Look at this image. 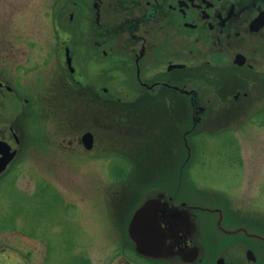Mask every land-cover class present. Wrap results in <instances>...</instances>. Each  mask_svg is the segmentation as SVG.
Wrapping results in <instances>:
<instances>
[{
  "label": "flooded vegetation",
  "instance_id": "1",
  "mask_svg": "<svg viewBox=\"0 0 264 264\" xmlns=\"http://www.w3.org/2000/svg\"><path fill=\"white\" fill-rule=\"evenodd\" d=\"M48 13L55 52H63L64 57L62 65L56 57L51 81L67 89V95L129 104L134 114L175 115L178 126L171 131L179 137L181 162L188 161V139L197 133L203 116L211 109L216 113H248L251 102L259 100L257 103L262 104L255 106L254 112H264V0H53ZM0 16L6 19L7 12ZM15 50L11 42H0V167L5 163L0 187L10 175L19 187L23 175L17 169L29 151L36 152L43 168L48 151L53 157L61 149L70 153L73 142V138H57L60 123H54L57 130L53 138L45 135V124L42 131L34 129V107L42 119L48 110L45 104L52 106L55 94H50L52 88L46 85L34 93L24 79L36 65L30 69L20 63L13 65ZM77 52L75 58H83L85 63L84 90H77L76 68L71 71L67 64V53L72 64ZM91 76L100 82L87 84ZM111 83H115V90ZM18 84L29 89L22 91ZM94 140L93 136L90 149L83 146L81 137L77 141L86 152H92ZM123 149L122 145L117 147V151ZM102 152L98 150L95 155L106 156L105 150ZM174 158L177 161V155ZM37 174L36 182L27 174L26 185L19 188L27 191L29 178L41 193L45 183L46 188L51 185L61 190L66 189V181V187H71L69 172L39 170ZM263 180L264 175L255 177L250 181L255 183L252 187H244L245 194L252 188V195L260 194ZM199 191L197 202L189 203L187 194L182 196L177 188L158 190L157 194L163 195L159 220L169 228L170 248L162 258L134 252L156 264H218L220 258L221 264H264V215L257 212L261 210L242 207L244 204L221 192H212L210 204L203 199L207 195ZM250 216L255 220H248ZM210 226L217 231L212 229L214 235L209 234ZM29 235L20 232L24 243H30L21 255L29 264H43V236L32 239ZM214 238L215 245L211 241ZM36 243L40 244L39 252L31 246ZM196 246L197 256L188 261L191 248ZM118 264L135 263L126 259Z\"/></svg>",
  "mask_w": 264,
  "mask_h": 264
},
{
  "label": "rangeland",
  "instance_id": "2",
  "mask_svg": "<svg viewBox=\"0 0 264 264\" xmlns=\"http://www.w3.org/2000/svg\"><path fill=\"white\" fill-rule=\"evenodd\" d=\"M52 3L53 0H0V14L7 12L6 19L0 16V42L6 40L16 48L11 57L13 65L20 63L29 69L36 65L24 79L34 93L46 85L52 88L50 94H55L53 105L45 104L48 110L42 119L34 107V129L42 131L45 124V135L53 138L57 130L54 123H60L57 138H73L70 153L61 149L54 153L55 159L48 151L43 168L36 152L29 151L27 160L17 169L23 175L19 187L26 185L27 174L36 182L39 170L69 172L71 187H66V181V189L61 190L51 185L46 188L45 183L41 193L29 178L27 191H23L16 186L13 175L5 179L0 187V264H29L21 252L30 243H24L20 232L32 235V239L43 236V264H118L126 259L135 264H156L131 249L126 228L135 207L163 188H177L182 196L187 194L191 203L197 202L200 189L208 197L202 198L210 204L212 192H221L233 202L244 204L242 207L258 208L261 211L257 212L264 215V180L260 194L252 195L253 188L249 194L244 190L245 186H253L250 181L255 177L264 175V112H254V107L259 108L262 102L251 100V113L218 111L220 108L217 113L208 111L197 133L188 139L193 144L188 161L181 162L179 137L171 131L178 126L175 115L134 114L129 104L122 105L114 99H89L82 94L67 95V89L51 81L56 57L60 65L64 60L63 52H55L48 13ZM81 41L86 43L87 39ZM77 56L78 52L72 66L76 68L75 79L84 90L85 63ZM99 82L91 76L87 84ZM111 84L115 90V83ZM18 85L22 91L29 89ZM85 132L94 136L92 152H86L77 141ZM119 145L123 151H117ZM98 150H105L106 156L95 155ZM247 219L255 220L254 216ZM212 229L215 230L210 226L209 234L214 235L217 231L213 233ZM214 240L211 239L213 245ZM31 246L40 251L39 243Z\"/></svg>",
  "mask_w": 264,
  "mask_h": 264
},
{
  "label": "water",
  "instance_id": "3",
  "mask_svg": "<svg viewBox=\"0 0 264 264\" xmlns=\"http://www.w3.org/2000/svg\"><path fill=\"white\" fill-rule=\"evenodd\" d=\"M67 64L72 71L71 58L67 53ZM82 144L85 148L90 149L93 145V134L85 132L81 137ZM5 163L0 167V171L4 168ZM155 190L150 196L139 204L132 212L129 223L127 222V235L134 245L135 251L145 257L162 258L168 248L167 238L169 228L159 220V208L161 206L162 193L157 194ZM156 193V194H155ZM191 203L190 201H188ZM196 203V202H195ZM192 256L187 258L188 261L197 256L199 247L191 248ZM223 259H219L221 264Z\"/></svg>",
  "mask_w": 264,
  "mask_h": 264
}]
</instances>
